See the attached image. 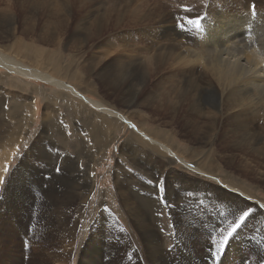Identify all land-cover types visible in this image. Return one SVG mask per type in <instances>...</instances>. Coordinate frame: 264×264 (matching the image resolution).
<instances>
[{
    "label": "bare ground",
    "instance_id": "1",
    "mask_svg": "<svg viewBox=\"0 0 264 264\" xmlns=\"http://www.w3.org/2000/svg\"><path fill=\"white\" fill-rule=\"evenodd\" d=\"M65 1L73 7L79 4L78 11L73 13L72 7L67 6L68 4L64 6L63 0H12L8 6L11 10L19 9L21 12L28 7L35 11H42V8L49 7L45 12H49L47 17L54 20L51 22L50 28H47L43 33L35 34L34 26L31 27L28 24L23 30V36L29 38L28 42L32 44L45 43L47 46L56 48L58 52L61 48V38L67 30L68 15L64 16L61 13L66 8H69V13L73 14L68 20L69 24L76 25L80 22L85 25V29H75L74 33L72 32L73 45L80 51L87 41L98 47L106 37L107 41H111L122 35L123 39H119L126 41L134 34L131 31H125L128 27L124 24H114L109 21L114 17L112 14L129 15L132 19L139 18L136 12L129 11L128 8H126L127 11L120 9L123 2L117 9L113 5L110 6L108 10L106 9L107 15H102L100 14L101 7L96 4L104 3V0ZM192 1H200L201 4ZM192 1L187 6L194 7V12L205 11L207 7L205 1L207 0ZM249 2L242 4V10L245 11L241 12L238 18L221 13L215 14L218 26L213 30L212 27L208 29V35L212 32L214 36L212 39L208 36L204 39L212 47H206L203 43L194 46L187 45L185 38L188 29L183 31L178 27V24L187 25V21L193 19L194 16L189 19V15L185 11L182 12L184 16L175 17L176 13L171 14L164 3H156L154 0V9L152 8L153 10L151 9L152 11L149 12L151 20L147 23L153 25L155 37L151 45L148 46L131 45L126 48L123 44L107 45L103 51L98 52L99 56L94 55L88 63L86 62V65L80 63V57L72 54V61L69 65L55 63L48 69V72L31 70V66L30 68L27 64L24 66L17 60L16 55L11 58L2 54L0 48L1 67L10 74L43 80L59 89L62 94H67L71 101H74L75 107L84 109L88 122L97 126L93 128V130L96 129L94 132L96 136L97 133H100L101 137L104 135L99 130L98 124L101 125L103 132L106 129L115 132L116 125L122 128L130 125L133 129L132 135L139 142L150 143L148 145L151 150L161 156L179 159L187 170L197 175L196 178L186 172H175L179 179L171 182L168 191L172 194H179L180 191L188 189L185 192L187 199L185 198V205L171 210L172 226H170V232L167 231L165 234H162L153 224L156 218L154 214L149 213L151 209L149 202L144 198H138L139 195L136 196L135 188L131 187L130 190L127 185L118 183L119 210L129 225L131 234L128 236L124 231V234L117 237L108 231V228L107 230L100 227L99 230H95V235L92 237L96 239L100 237L101 240L91 241V244L83 251L84 256L91 262L90 264H101L104 257L112 264H207L204 257L210 259L212 256L208 257L209 254L200 255L195 252L197 250L195 247L197 244L200 245L201 241L194 235V231L201 230L200 226L202 225H207L208 228L202 229L204 232H208L210 226H213L210 229L211 232L217 231L218 228L226 230L229 221L235 219L233 213L240 214L239 209H253L254 213L250 214L237 233L230 238L228 246L225 245L224 249L227 248V250L224 256L219 259V264H227V260L231 259L232 254L235 258L238 257L237 261L240 263L264 264V199L258 198L255 193L245 191L242 187L233 185L231 181L232 174L236 173H233V170L237 169L233 166L234 160H236L235 153L244 151L243 141L253 140L252 144L247 143L245 146L248 145L254 153H259L261 143L264 144V34L259 33L260 30L264 32V7H260L257 17L253 18L248 11ZM201 13H199L200 15L195 13V15L201 16L204 12ZM85 14L88 18L84 17ZM75 16H77L76 20H74ZM179 18H186L183 19L186 21L182 22ZM15 22V19L10 20V28L12 27L10 32L16 29ZM144 23L143 21L131 24L135 28L141 27L142 30L139 31L146 37L147 30L143 27L146 26ZM245 23L254 28L251 36H246L248 32L241 29ZM10 32L8 38L12 37L13 39L15 34ZM6 46L4 45V47ZM216 49H223L226 57H223L224 53L215 51ZM230 51L233 52L230 53ZM142 57L145 61L142 60ZM166 84L168 90L165 92L167 93L159 94ZM143 92L147 94V97L140 99ZM87 93L94 98L87 97L85 95ZM2 104L0 102V113L4 117ZM124 108L139 110L134 111L131 115L127 113L129 110ZM76 113H79V109L76 110ZM201 120L204 121L203 124L207 122L211 127L210 133L204 138L203 143L204 146H210V149L203 152L202 157L199 155L202 151L199 147L191 149L187 157L193 161H187L185 158L177 156L176 152L178 151H176L175 145L169 143L159 133H154V130L150 131L146 128L148 123L157 125L163 121L169 127V135L174 138L178 134L177 124L183 123L185 128L189 123H199ZM6 122L2 119L0 123V144L2 147L7 144L10 137L8 134L10 126ZM259 144L260 148H257ZM136 147L132 144L130 149L126 147L124 149L133 153L137 151ZM181 154L186 155L185 153ZM145 156L152 165L149 168L150 172L159 180H164L162 169L154 165L155 162L159 165V161L153 159L151 154ZM6 157L8 158V156ZM244 168L249 170V168ZM220 171H228L230 175L228 173L222 175ZM257 171L263 179L264 169H257ZM132 173L125 172L126 179H129ZM183 178L186 180L184 181ZM220 181L222 185L218 183ZM80 187L85 189L83 201H86L87 195L94 187V181H87ZM71 188V190L76 189L77 185ZM143 197L147 196L143 194ZM62 198L67 202H73L71 194L67 193ZM60 199L61 197L57 198L60 201L58 208L62 205ZM151 199L153 198H149V200ZM215 207H223L222 209L226 210V215L220 214L222 209H215ZM59 212L61 211L59 210ZM66 215L57 218V221L54 220L55 218H51L59 230L64 228L66 236L71 238L73 229H68L71 226V221ZM14 217L26 219L25 215H16V213ZM27 219V223H32V218L27 217ZM103 221L109 226L115 224L114 219L110 216L104 218ZM48 222L51 223V219ZM16 228L19 233L25 231L20 220H16ZM219 230L213 234L217 235L220 241L222 232ZM20 238L22 241L25 239L22 236ZM195 238L198 241H194ZM207 243L204 242V244ZM169 245L171 247H168ZM22 246L24 245L22 244ZM252 250L255 252L256 260H245L242 257V252H251ZM197 251L199 252V250ZM53 252L50 251V257L40 258V263L51 264L53 258L61 256L66 258L71 254L66 250L61 253L53 249ZM0 260H5L3 255H0Z\"/></svg>",
    "mask_w": 264,
    "mask_h": 264
},
{
    "label": "rangeland",
    "instance_id": "2",
    "mask_svg": "<svg viewBox=\"0 0 264 264\" xmlns=\"http://www.w3.org/2000/svg\"><path fill=\"white\" fill-rule=\"evenodd\" d=\"M11 1L0 0V48L2 49L0 50L2 54L4 53L11 58L16 55L17 60L20 63L22 62L24 66L26 64L27 66L29 65V68L31 66V70L48 72V69L55 63H62L64 66L69 65L72 61V54L80 57V63L86 65L94 55L99 56L100 51H103L107 45L115 46L123 44L126 48L131 45L144 47L151 45L155 37L153 25L147 23L151 20L149 12L154 9V0H104V3L96 4L98 7H101L100 14L102 15H107V10L112 5L117 9L121 2H123V5L120 9L126 10L128 8L129 11L136 12L139 18L134 17L135 19H132L129 15L118 16L112 14L114 17L109 20L114 24H124V26L128 27L125 31H131L134 33L133 36H130L126 41L120 40L123 39L121 38L122 35H120V39L114 38L111 41H107L106 37L98 47L93 46L92 43L90 44L87 41L80 51L73 45L72 32L74 33L75 29H85V25L80 22L76 24L78 26L73 25V23L69 24L68 20L73 14L69 13V8H66L61 13L64 16L68 15L67 30H65V35L61 38V48L58 52L56 48L47 46L45 43L32 44L28 42L29 38L23 36V30L28 24L31 27L34 26L36 30L34 31L35 34L43 33L47 28H50L51 22L54 20L47 17L49 12H45L49 7L42 8V11L31 10L28 7L21 12L19 9H10L8 4ZM63 1L64 6L66 4H68L67 6L70 5L65 0ZM72 1L74 2L75 0ZM191 1L155 0L156 3H164L166 9L169 8V12L171 11V14L176 13L175 17L184 16L182 12H185L184 9L188 8L191 9V11H187L189 19L191 16H194L191 20L199 19V27L189 23L184 25L183 31L188 29L185 42L189 46L203 43L206 47H212L204 39L207 36L212 39L214 36L212 32L208 35V29L212 27L213 30L218 26L215 14L221 13L238 18L241 12L245 11L244 9L242 10V4L250 1L248 3V11L251 17L255 18L260 7H264V0H236L235 2L234 0H207L205 1V3L207 2L205 11L194 12V7L187 6L193 2ZM198 2L201 4L200 1L193 3L197 4ZM253 4L256 6L255 16L252 15ZM70 7H72L71 9H73L74 13V11H78L80 6L78 4L75 7L70 5ZM201 12L204 13L202 14ZM195 13H201L202 15L197 16ZM77 16H75L74 20H76ZM84 17H86V14ZM12 19L16 21V29L10 32L12 28H10V20ZM143 21L145 22L144 25H146L143 27L147 30L146 37L139 31L142 30L141 27L135 28L131 24L132 22ZM181 21L185 22L186 20ZM241 29L248 32L246 36H251L254 31V28L247 23ZM9 32L15 34L13 39L12 37L8 38ZM259 33H262L261 35L264 34L263 30H260ZM215 51L224 53L223 57H226L223 49H216ZM122 52L127 53L126 51ZM232 52L230 51V53ZM142 60L145 61L143 57ZM166 88L167 84L163 86L159 94L161 92L162 94L163 92L166 94L167 92L165 91L168 90ZM85 95L89 98L93 97L91 94L88 95V93ZM146 97L147 94L141 93L140 99ZM0 102L3 103L1 108L5 113L4 117L0 113V123L3 119L10 126L8 133L10 137L6 142L7 144L3 147L0 144V177H3L4 181L0 183V255H3L5 259L0 260L2 264H41L40 258L44 256V258L50 257L49 253L50 251L53 252V249L61 253L66 250L71 252V254L66 258L62 256L53 258L50 262L51 264H90L91 262L84 256L83 251L91 244V241L98 242V240H101L100 237L97 239L92 237L95 235V230H99L100 227L104 229L108 228L109 230H107L117 237L122 235L124 231L127 235L131 234V229L119 210L118 183L127 185L130 190L131 187L135 188L136 196L139 195L138 198H144L149 202L151 206L149 213L154 214L156 218L153 224L162 234H165L167 231L170 232V226H172L173 221L171 210L185 205L184 203L187 199L185 192L188 190L180 191L179 194H172L168 191L171 182L179 179L175 172H186L189 175H194V177L197 176L195 173L187 170L179 159L171 156H161L151 150L148 145L150 143L139 142L132 135L133 129H131L130 125H126L123 128L116 125L115 132L109 129L103 132L101 125L98 124L99 130L104 135L101 137L99 136L100 133H97L96 136L94 133L96 129L93 130V128L97 126L88 122L84 109L75 107L74 101H71V98L67 94H62L59 89L43 80L10 74L1 66ZM77 109H79V113H76ZM133 109L129 108L125 110H129L127 113L130 114L139 110ZM203 123V120L199 123H189L188 126L190 128L185 126L186 129L183 123L177 124L176 127L180 129L178 128V134L174 138L169 135V127L163 121L157 123L158 126L148 123L146 128L150 131L154 130V133H159L169 143L175 145L176 151H178L176 152L177 156L179 155V157L185 158L187 161H193L187 157L191 149L194 150L199 147L202 150H200L202 153L199 151L201 157L203 152H207L210 149V146H204L203 143L204 138L210 133L211 127L209 123ZM146 141L149 142L147 139ZM247 143L252 144L253 140H250V142L243 141L244 151L235 153L236 160H234L233 166L237 169L233 170V173H236L232 174L231 181L233 185L242 187L245 191L255 193L258 198L264 199V176L262 179V176L257 171V169H264V144L261 143V148L260 144L257 146L262 152L260 150L259 153H254L248 145L245 146ZM132 144L137 146V151L133 153L128 151ZM13 147H15L14 150ZM124 147L128 149L125 150ZM181 153H185L186 155H182ZM146 154H151L153 159L158 160L159 165H157V162L154 165L160 167L163 171L162 176L164 180L162 182L164 187L163 191L159 193H157L154 183H150L159 179L150 172L149 168L152 165L150 161L146 160ZM6 164L9 166L8 172H4ZM244 167L249 168V170L247 171ZM57 168H59V171H57ZM125 172L133 173L130 174L129 179H126ZM227 173L228 171H220L222 175H226ZM228 174L230 175V173ZM133 179L134 181H132ZM183 179L184 181L186 180V178ZM87 181H94V187L90 191V194L87 195V200L83 201L85 189L80 186L85 185ZM218 183L221 184V181ZM76 185L77 188L71 190V187ZM67 193L73 196V202H67L66 199L62 198ZM56 194L57 196H55ZM143 194L147 197H143ZM159 196H163L168 201V206H162ZM58 197H61L60 200L62 202L59 208L58 202L60 201L57 200ZM149 198L153 199L149 200ZM141 208L143 209V207ZM222 208L215 207V209ZM59 210L63 211L62 214ZM161 212H163V215H160ZM15 213L16 215H25L26 219L14 217ZM219 213L226 215V210L222 209ZM253 213L254 210L251 209L250 214ZM64 214H67L66 216L71 221V226L68 227V229H73L71 238L66 236L64 228H60L61 230H59L53 221L54 218L57 221ZM109 216L114 219L115 224L112 226L107 225L103 221L104 218ZM27 217L33 219L32 223H27ZM236 217H238V214H235ZM50 219L51 223L48 222ZM16 220H20L22 225H24L25 231L23 233L16 231ZM211 228L213 226L209 227L208 232H204L202 229L208 228L207 225H202L200 226L201 230L194 231V235L201 241L200 245L197 244V247H195L199 250V252L196 250V253L200 255L209 254L206 245H209L213 240L219 242L217 235H214L219 228L214 232L210 231ZM21 236L23 239L25 238L24 241L20 238ZM197 238L194 241H198ZM204 242L208 243L204 244ZM168 247L171 246L169 245ZM226 250L227 248L216 254L215 258H212L213 255L210 254L208 255V257L212 256L210 259L204 257L205 263L219 264V259L224 256ZM212 251L215 254V248ZM38 254H41V256H38ZM94 255L96 256L95 253ZM242 257L245 260H256L255 258H257L254 250L251 252L243 251ZM230 258L227 260V264H244L237 261L238 257L235 258L233 254ZM102 261L103 264H112L105 257Z\"/></svg>",
    "mask_w": 264,
    "mask_h": 264
},
{
    "label": "snow or ice",
    "instance_id": "3",
    "mask_svg": "<svg viewBox=\"0 0 264 264\" xmlns=\"http://www.w3.org/2000/svg\"><path fill=\"white\" fill-rule=\"evenodd\" d=\"M255 4L252 5V15L255 16L256 15V11H255ZM185 11H191V9L185 8ZM180 20L186 19V18H179ZM189 24H193L197 27H199V19L197 20H188L187 21ZM178 27H180L182 30L184 29V24L183 23H179ZM9 170V166L6 164L4 166V172H8ZM57 171H59V168H57ZM3 177H0V183H3ZM150 183H154V186L157 189V193L163 191V182L161 180H157L155 182H150ZM159 200L162 204V206H168V201L163 197V196H159ZM107 210V209H105ZM240 212V214L238 215V217H236L233 221H229L228 223V227L227 229H221L222 232V237L220 239L219 242H216L215 240L211 241L208 245V250H209V254L213 255V258H215L216 254H219L225 247V245L229 242L230 238H232L234 236V234L237 233L238 229L241 228V226L244 224V222L246 221V219L249 217L251 210L247 209H239L238 210ZM160 215H163V212L160 213ZM233 215H235V213H233ZM213 248H215V254L213 253Z\"/></svg>",
    "mask_w": 264,
    "mask_h": 264
}]
</instances>
